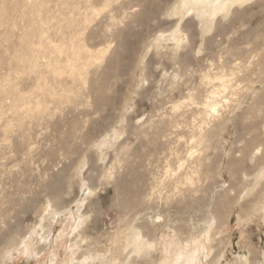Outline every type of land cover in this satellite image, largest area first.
<instances>
[{
  "label": "rangeland",
  "instance_id": "1",
  "mask_svg": "<svg viewBox=\"0 0 264 264\" xmlns=\"http://www.w3.org/2000/svg\"><path fill=\"white\" fill-rule=\"evenodd\" d=\"M220 1L0 0V264H264V0Z\"/></svg>",
  "mask_w": 264,
  "mask_h": 264
},
{
  "label": "bare ground",
  "instance_id": "2",
  "mask_svg": "<svg viewBox=\"0 0 264 264\" xmlns=\"http://www.w3.org/2000/svg\"><path fill=\"white\" fill-rule=\"evenodd\" d=\"M193 1V3L195 4H199L202 1H208V0H191ZM224 9V5L222 4V2L220 0H215V5H214V9H213V14H215L216 12H220ZM207 14V12L202 11L201 15L197 14L200 18H202V16H205ZM74 30V29H73ZM71 39V36H68V40ZM65 40V39H64ZM62 50V48H61ZM65 56H64V61H65V66H67V70H68V76L70 78L69 83L71 84V87L77 89L78 91L82 88L85 80L82 77L83 72L85 71V67L86 65L91 61V55L89 54H85L84 49L82 48L81 45L73 44L71 45V48L65 49ZM52 64V63H51ZM49 63V65H51ZM106 82V79H94L91 78L88 81V88H90L89 90H94V89H98L100 87H102V85ZM87 88V89H88ZM57 94V92H56ZM78 92L76 97L78 96ZM64 98V94L60 93V95L58 96V99H62ZM260 151V150H257ZM257 154V153H256ZM254 157V156H252ZM216 215L219 217L221 216V212H216Z\"/></svg>",
  "mask_w": 264,
  "mask_h": 264
}]
</instances>
